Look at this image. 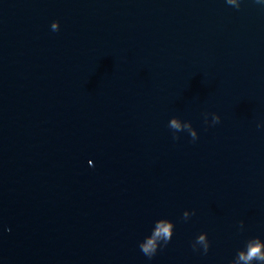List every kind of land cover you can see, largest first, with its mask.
<instances>
[{
    "label": "water",
    "instance_id": "95a60500",
    "mask_svg": "<svg viewBox=\"0 0 264 264\" xmlns=\"http://www.w3.org/2000/svg\"><path fill=\"white\" fill-rule=\"evenodd\" d=\"M237 3L0 0V264H230L264 241V0Z\"/></svg>",
    "mask_w": 264,
    "mask_h": 264
},
{
    "label": "clouds",
    "instance_id": "9594fccd",
    "mask_svg": "<svg viewBox=\"0 0 264 264\" xmlns=\"http://www.w3.org/2000/svg\"><path fill=\"white\" fill-rule=\"evenodd\" d=\"M228 5H234L237 9L240 8V3H237V0H226ZM255 3L260 4L262 0H255ZM60 24L59 21H53L51 23L52 31H59ZM209 114H205V122L207 123V117ZM211 124L215 125L220 123L221 117L216 113L210 114ZM181 119L178 117H172L169 121V128L173 130V139L179 140V136L176 133L181 131H187L192 138L193 141L198 139L197 131L192 127L190 121H183L181 123ZM257 127H261V125H257ZM195 212L185 211L183 213V219L187 220L191 215H194ZM243 221H240V228L243 229ZM174 231V223L171 220L161 218L154 223V227L150 233V235L146 236L140 243L139 248L141 252L148 258L152 259L158 249H162L166 247L168 243L171 241ZM198 246H202L203 253L207 254L210 242L207 238V233H200L195 241L192 243L193 251L198 250ZM253 262H257V264H264V241H262L259 237H253L246 241L245 248L243 250H238L235 259H233L230 264H253Z\"/></svg>",
    "mask_w": 264,
    "mask_h": 264
}]
</instances>
